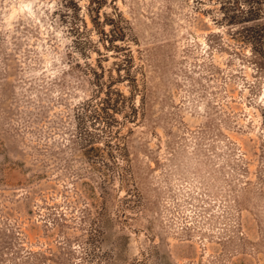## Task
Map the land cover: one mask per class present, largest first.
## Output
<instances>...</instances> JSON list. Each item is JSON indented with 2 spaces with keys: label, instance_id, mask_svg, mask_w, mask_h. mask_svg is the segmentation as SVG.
Instances as JSON below:
<instances>
[{
  "label": "rangeland",
  "instance_id": "1",
  "mask_svg": "<svg viewBox=\"0 0 264 264\" xmlns=\"http://www.w3.org/2000/svg\"><path fill=\"white\" fill-rule=\"evenodd\" d=\"M242 2L0 0V264H264ZM108 87L112 136L76 113Z\"/></svg>",
  "mask_w": 264,
  "mask_h": 264
},
{
  "label": "trees",
  "instance_id": "2",
  "mask_svg": "<svg viewBox=\"0 0 264 264\" xmlns=\"http://www.w3.org/2000/svg\"><path fill=\"white\" fill-rule=\"evenodd\" d=\"M91 1H94L98 4L101 0ZM110 18V22H113L114 26L110 28L107 40L110 41L111 39L115 38L122 39L125 32L122 25H120L121 17L119 13H116ZM227 21L229 23H239L240 27L238 31L241 34L239 40L242 43L247 44L249 47V61L252 62V64L255 66V69L262 68L264 64V0H243L242 3H239L236 5V7H234V11L227 15ZM71 28L73 29L74 27L72 26ZM74 30L77 32L78 29L76 28ZM99 32L104 33L102 28L99 30ZM89 68L92 69L91 66H89ZM91 71L95 77L99 73V71L94 69ZM109 88L110 87L107 88V91L105 90L104 97H101L97 104L91 103L88 98L81 101V108L78 107L76 113L78 114L79 112V114H84L82 116L91 117L98 122L103 121V129L101 127L99 132H103L104 134L107 133L108 136H112L113 133L110 125L115 119H112L114 117L110 115L109 111L115 110L117 107L115 106L116 103L111 102L110 97H108ZM116 92L120 94V92ZM130 109L131 111H134L133 106H131ZM84 130V146H87V150L96 151L95 149L98 147L92 146L91 144L92 139L95 137V133L88 128H85ZM101 144L104 146L110 143L105 140ZM113 145H115L118 150H121V146L118 141L113 142Z\"/></svg>",
  "mask_w": 264,
  "mask_h": 264
}]
</instances>
